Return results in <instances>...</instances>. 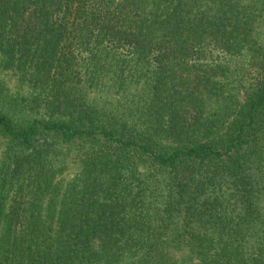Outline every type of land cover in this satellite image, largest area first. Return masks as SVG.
<instances>
[{
	"label": "trees",
	"instance_id": "obj_1",
	"mask_svg": "<svg viewBox=\"0 0 264 264\" xmlns=\"http://www.w3.org/2000/svg\"><path fill=\"white\" fill-rule=\"evenodd\" d=\"M2 70L0 264H264V0H0Z\"/></svg>",
	"mask_w": 264,
	"mask_h": 264
},
{
	"label": "rangeland",
	"instance_id": "obj_2",
	"mask_svg": "<svg viewBox=\"0 0 264 264\" xmlns=\"http://www.w3.org/2000/svg\"><path fill=\"white\" fill-rule=\"evenodd\" d=\"M0 77L6 82L8 88L11 90V92L14 93L16 91V89L18 88L17 82L15 80V76L13 74H10V72H8V71L2 70L0 72ZM96 98H98V97H96ZM75 168H76V164L74 162H72V159L69 160L67 163V167H66L64 175L67 178L72 176V173L75 170Z\"/></svg>",
	"mask_w": 264,
	"mask_h": 264
}]
</instances>
